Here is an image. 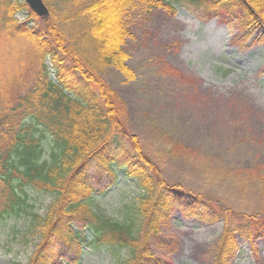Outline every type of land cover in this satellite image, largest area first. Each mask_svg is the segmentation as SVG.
Segmentation results:
<instances>
[{
	"label": "trees",
	"instance_id": "obj_1",
	"mask_svg": "<svg viewBox=\"0 0 264 264\" xmlns=\"http://www.w3.org/2000/svg\"><path fill=\"white\" fill-rule=\"evenodd\" d=\"M43 1L49 12L41 22L36 16L31 26L15 18L29 12L25 1L0 0L1 37L29 40L31 55L39 59L32 79H22L29 69L15 82L0 74V219L24 213L44 225L33 264H78L89 248L107 249L121 264L139 257L138 264H167L143 255V231H157L174 206L209 224L220 212L199 195L167 183L130 134L127 107L105 75L115 70L135 78L126 50L132 27L154 8L175 12L173 0ZM189 1L196 9H212L224 23L232 19L242 42L258 28L264 41V0ZM2 60L0 54V68ZM103 174L133 179L139 188L121 221L93 208L95 181ZM31 192L52 197L45 217L32 212ZM226 230L215 264H226L236 249L234 232H248L232 220ZM123 249L129 258L121 255Z\"/></svg>",
	"mask_w": 264,
	"mask_h": 264
},
{
	"label": "rangeland",
	"instance_id": "obj_2",
	"mask_svg": "<svg viewBox=\"0 0 264 264\" xmlns=\"http://www.w3.org/2000/svg\"><path fill=\"white\" fill-rule=\"evenodd\" d=\"M172 3L175 12L154 8L132 27L126 50L135 78L109 70L105 79L127 107L130 134L167 183L199 195L220 214L209 224L174 206L157 231H143L140 250L167 264H215L232 220L248 232H234L236 249L226 264H264L263 30L242 42L232 19L224 23L212 9H196L189 0ZM28 7L33 19L28 11L15 18L34 26L44 17ZM32 48L27 39L0 35V74L15 82L29 69L22 79H32L39 66ZM95 182L100 191L93 208L108 219L126 218L125 206L138 196L136 181L103 174ZM30 194L32 212L45 217L52 197ZM43 231L29 214L0 219V264H33ZM121 255L129 258L128 249ZM79 259L78 264H121L104 248L86 249Z\"/></svg>",
	"mask_w": 264,
	"mask_h": 264
},
{
	"label": "water",
	"instance_id": "obj_3",
	"mask_svg": "<svg viewBox=\"0 0 264 264\" xmlns=\"http://www.w3.org/2000/svg\"><path fill=\"white\" fill-rule=\"evenodd\" d=\"M23 1H26V3L30 6L32 12L37 13L38 15L44 18L49 12L43 0H23Z\"/></svg>",
	"mask_w": 264,
	"mask_h": 264
}]
</instances>
